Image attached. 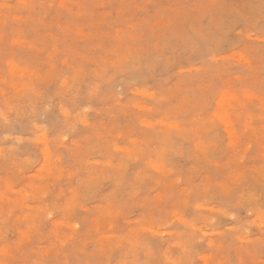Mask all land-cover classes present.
Listing matches in <instances>:
<instances>
[{
	"label": "rangeland",
	"instance_id": "1",
	"mask_svg": "<svg viewBox=\"0 0 264 264\" xmlns=\"http://www.w3.org/2000/svg\"><path fill=\"white\" fill-rule=\"evenodd\" d=\"M0 78V264H264V0H0Z\"/></svg>",
	"mask_w": 264,
	"mask_h": 264
},
{
	"label": "bare ground",
	"instance_id": "2",
	"mask_svg": "<svg viewBox=\"0 0 264 264\" xmlns=\"http://www.w3.org/2000/svg\"><path fill=\"white\" fill-rule=\"evenodd\" d=\"M12 67V66H11ZM14 68V67H13ZM1 79V78H0ZM24 86V85H23ZM222 98V97H221ZM223 100H225V99H223ZM222 101V100H221ZM224 103V102H223ZM63 111V110H62ZM219 113V112H218ZM224 115V114H223ZM226 116V115H225ZM227 118V116L224 118V119H226ZM227 121V120H226Z\"/></svg>",
	"mask_w": 264,
	"mask_h": 264
}]
</instances>
